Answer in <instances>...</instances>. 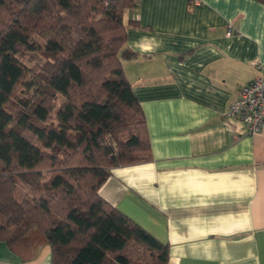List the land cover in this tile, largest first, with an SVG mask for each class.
Returning <instances> with one entry per match:
<instances>
[{"label":"trees","instance_id":"1","mask_svg":"<svg viewBox=\"0 0 264 264\" xmlns=\"http://www.w3.org/2000/svg\"><path fill=\"white\" fill-rule=\"evenodd\" d=\"M137 2L0 0V240L25 256L47 243L51 264H167V244L98 192L151 157L122 64Z\"/></svg>","mask_w":264,"mask_h":264},{"label":"crops","instance_id":"2","mask_svg":"<svg viewBox=\"0 0 264 264\" xmlns=\"http://www.w3.org/2000/svg\"><path fill=\"white\" fill-rule=\"evenodd\" d=\"M122 17L151 157L111 167L99 194L167 244V264H264V124L225 114L264 62V4L138 0ZM0 264H51L50 246L0 240Z\"/></svg>","mask_w":264,"mask_h":264},{"label":"built area","instance_id":"3","mask_svg":"<svg viewBox=\"0 0 264 264\" xmlns=\"http://www.w3.org/2000/svg\"><path fill=\"white\" fill-rule=\"evenodd\" d=\"M253 65L258 74L239 87L225 111L241 120L250 133L259 131L264 124V62L256 59Z\"/></svg>","mask_w":264,"mask_h":264},{"label":"rangeland","instance_id":"4","mask_svg":"<svg viewBox=\"0 0 264 264\" xmlns=\"http://www.w3.org/2000/svg\"><path fill=\"white\" fill-rule=\"evenodd\" d=\"M25 61H27V60H25ZM27 63H29V62L27 61ZM24 95L25 94H20V96H24ZM62 100H63V98L61 96L57 97L55 108L62 102ZM17 195H18V197H23L24 196V192H23V190L21 188H18Z\"/></svg>","mask_w":264,"mask_h":264}]
</instances>
